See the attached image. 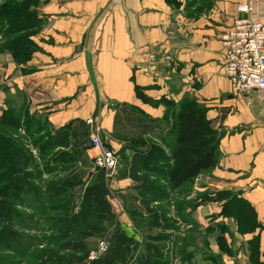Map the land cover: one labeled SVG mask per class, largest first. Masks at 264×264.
Instances as JSON below:
<instances>
[{
  "label": "crops",
  "instance_id": "obj_1",
  "mask_svg": "<svg viewBox=\"0 0 264 264\" xmlns=\"http://www.w3.org/2000/svg\"><path fill=\"white\" fill-rule=\"evenodd\" d=\"M173 1L174 6L165 0H36L32 9L44 22L30 38V58L18 65L9 52L0 53V120L6 112L21 123L36 119L37 137L55 142L47 155L78 156L69 179L82 192L72 206H80L92 182L90 135L97 130L118 166L106 181L115 193L113 201L109 193L106 200L117 225L106 231L126 232L134 239L132 248L146 246L151 232H164L168 253H180L172 264H264V99L254 91L232 92L222 72L219 41L236 16L235 4L243 0ZM135 87L152 102L165 99L176 108L193 97L220 136L215 166L161 199L145 194L142 182L130 177L133 167L145 165L136 151L143 157L151 144L161 147L164 135L148 128L160 123L165 107L142 102ZM132 108L142 110L146 119L137 124L134 117L121 118ZM118 119L143 130L132 137L119 135ZM80 126L84 131L76 142ZM60 138L67 145H60ZM123 140L141 145L131 151ZM164 154L169 156L167 150ZM158 166L163 164L140 170L150 184L157 185ZM62 175L46 174L54 183L62 182ZM221 193L231 196L226 214ZM192 232L195 245L189 243Z\"/></svg>",
  "mask_w": 264,
  "mask_h": 264
},
{
  "label": "rangeland",
  "instance_id": "obj_2",
  "mask_svg": "<svg viewBox=\"0 0 264 264\" xmlns=\"http://www.w3.org/2000/svg\"><path fill=\"white\" fill-rule=\"evenodd\" d=\"M35 1L29 0L30 10H32ZM171 1L175 5V1ZM7 4L12 7L15 3L10 0H0V10ZM41 21L44 22V20ZM20 22L22 21L16 19V17L14 18L12 14L0 11V53L7 52L4 49V47H7L5 45L6 37L11 39L19 35L24 37L28 34V31L22 34L18 32ZM12 60L18 65L26 63V61L17 62L14 57H12ZM186 98L189 101L194 100L191 96ZM168 102L165 99L154 101V103L162 106ZM121 114V118L132 119L134 117L133 119L136 120L137 124L143 122L144 117H147L142 110L133 108L122 111ZM26 124L22 123L18 128L0 126V264H116L117 261L114 259L118 255V251L123 250V248L129 250L130 247H128L129 244H125V246L123 244L120 247L121 249L117 248L119 246V236L124 232L106 231L107 227L117 225L110 211L111 205L108 203L109 212L95 209L92 213L93 210L89 209L88 213L82 216V221L76 224L74 228H70V223L66 220L67 215L63 214L80 207L79 205V207L70 206V203L82 191L64 187L57 189L55 186H51L55 183L46 174L57 173V175H60L62 172V180L68 184V182H73L71 175L74 171V165H69L68 168L66 165L69 162L57 156L58 153L56 154L53 151L46 155L44 152H47L46 150L50 146L48 142L53 146H55V142L51 138L44 142L40 140L41 137H37L38 123L36 119ZM136 125L131 121L128 125L121 120L119 121V119L116 120V129L119 135L132 137L139 130H143L140 129L139 125H137L138 127ZM141 126H143V123ZM150 130L148 128V131ZM83 131L80 126L76 133L77 136L75 135L76 142L81 138ZM64 139L60 138V145H67L66 142H63ZM89 149L91 150L90 146ZM124 160L127 161V157ZM85 164H87L86 161ZM89 169L92 173V181L98 180L100 182L101 180L97 176L98 169L94 167L93 162L89 165ZM155 177L158 180L155 187L162 189L165 196L170 189L166 178L164 176L160 177L159 174ZM106 179L104 177V184L108 190L110 201H113L114 190L110 188V183L106 182L112 178ZM160 180L163 183L159 184ZM60 193L62 195L59 196ZM221 197L225 199V209L229 212V199L231 196L228 193H221ZM160 202L161 205L158 207L164 210L165 201L160 200ZM226 211L224 210L223 214H226ZM246 217L248 218L249 215H246ZM87 226H89L90 231H94L83 232L88 229ZM151 233L148 236V233H145L147 237L144 239L148 241L146 244H152L159 251L160 256L162 255L160 264H172L175 259L180 258L179 251L177 253L173 252V255L168 253L167 248L170 250V245L167 243L169 238L166 233ZM176 239L179 238H175V242ZM196 241V232L190 233L189 243L195 245ZM100 243H104L107 250L105 253L101 252L98 255ZM220 243L223 248L227 247L223 238H220ZM130 246L133 245L130 244ZM144 246L143 244L134 247L136 252H131L128 256L133 255L132 259H135L138 251L143 250L142 253L145 252ZM203 248L206 249L204 246ZM229 252L232 254L233 249L227 251V253ZM91 254H95L96 257L89 260ZM253 254L255 256V247Z\"/></svg>",
  "mask_w": 264,
  "mask_h": 264
},
{
  "label": "trees",
  "instance_id": "obj_3",
  "mask_svg": "<svg viewBox=\"0 0 264 264\" xmlns=\"http://www.w3.org/2000/svg\"><path fill=\"white\" fill-rule=\"evenodd\" d=\"M10 1H13L15 4L12 7L7 4V6L3 7L0 11L12 14L14 18L16 17V19L22 21L19 23L20 27L18 28V32L22 34L28 31V34L24 37L19 35L11 39L6 37L5 45L8 48L4 47V49L9 52L17 62H25L30 58L31 53L34 50L30 37L37 33L42 21L38 18L34 9L30 10L29 0ZM165 1L168 5L174 6L171 0ZM35 3L34 6L36 5ZM36 25L37 27H35ZM135 94L138 99L142 100V102L158 105L144 96L141 88L135 87ZM164 106L166 109L160 123H150L151 131L164 132V135L159 139L161 147L157 144H151L147 154L142 157L139 156V153L135 150L138 145H141L139 141L123 140L125 145L124 149L127 148L131 151H136V156H138L141 161L145 162L144 166L137 168L133 167L130 177L134 181L142 182V191L145 194H149V192L155 193L159 199L165 197L162 189L160 190L159 187H155L154 184H150L148 174H146L147 172L142 173L140 170L147 171V169H152V167L163 164V166H158V172L166 178L167 185H169L171 190L177 189L186 183L191 184L197 175L202 172H206L215 166L218 141L220 138L219 134L211 129L208 121L206 120V109L201 105H198L194 100L189 101V99L187 100V98H185L178 106L179 108H176L171 102L166 103ZM144 119H146V117H144ZM23 123L26 124L30 122H27L25 118ZM21 124L20 117L13 116V114H9L8 112H6L0 120V126L18 128ZM26 125L30 126L29 124ZM40 140L44 141L42 137ZM48 144L50 146L46 150L47 152H44L46 155L51 151V147H53L50 142H48ZM164 150H167L169 155L168 157L165 156ZM61 158L69 162L66 165L68 168L69 165L75 166L78 161V156L76 157L73 155L66 154L61 156ZM148 166H151V168H148ZM97 176L101 181H92L90 185L85 188L80 207L73 211L71 209L68 213L63 214L67 215L66 220L70 223V228H74L76 224L81 222L82 216L86 215L89 209L93 210L92 213H94L95 209L109 212L110 207L106 200L108 192L104 184V172L102 170H98ZM66 183L67 182L62 181L60 183L51 184V186H55L57 189L62 187L73 189L72 187L76 184L74 182H68V184ZM19 190L20 189L18 188V191ZM60 195H62V193H60L59 196ZM70 206H72V203H70ZM225 208L226 206L223 207V210H225ZM87 227L88 229H85L83 232L94 231H90L89 226ZM120 235L121 236H119L118 239L119 246L117 248H120L123 244L124 246L125 244H129L128 247H130V249L125 250V248H123L122 250L120 248L121 250L118 251V255L114 259L117 261L116 264H160L162 261V255L160 256L159 251L156 250L154 246L148 244L145 246V252L143 255L132 259L133 255H128L131 252L134 253L135 248H131L130 246V244L132 245L134 243V239L126 232Z\"/></svg>",
  "mask_w": 264,
  "mask_h": 264
},
{
  "label": "built area",
  "instance_id": "obj_4",
  "mask_svg": "<svg viewBox=\"0 0 264 264\" xmlns=\"http://www.w3.org/2000/svg\"><path fill=\"white\" fill-rule=\"evenodd\" d=\"M236 16L220 35L223 52V75L230 83L232 92L246 94L257 92L264 99V0H243L235 4ZM155 56L150 55V59ZM164 59L171 62V58ZM91 125V121H87ZM104 144L97 130L90 135L92 162L109 179L116 175L117 158L112 151L103 149ZM198 177L194 181H198ZM107 246L100 243L98 255L105 253ZM91 254L89 260L94 259Z\"/></svg>",
  "mask_w": 264,
  "mask_h": 264
},
{
  "label": "water",
  "instance_id": "obj_5",
  "mask_svg": "<svg viewBox=\"0 0 264 264\" xmlns=\"http://www.w3.org/2000/svg\"><path fill=\"white\" fill-rule=\"evenodd\" d=\"M103 149H104L105 152L108 151V147L106 145L103 146Z\"/></svg>",
  "mask_w": 264,
  "mask_h": 264
}]
</instances>
